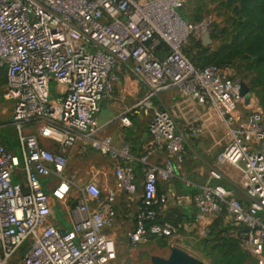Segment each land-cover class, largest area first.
Returning a JSON list of instances; mask_svg holds the SVG:
<instances>
[{
    "label": "built area",
    "instance_id": "1",
    "mask_svg": "<svg viewBox=\"0 0 264 264\" xmlns=\"http://www.w3.org/2000/svg\"><path fill=\"white\" fill-rule=\"evenodd\" d=\"M182 0H0V70L2 97L12 106L19 156L0 144V264H111L115 240L109 233L117 194H134L136 179L128 143L114 146L101 131L100 105L112 98L116 72L143 88V97L119 116L149 115V148L158 145L167 165H145L142 195L129 241L173 238L177 230L161 219L166 197L160 180L174 177L183 164L184 133L172 110H154L151 100L175 91L182 109L204 107L225 129L216 155L240 175L247 204L223 187L216 169L192 198L194 220L219 217L242 229V243L255 264H264V118L257 101L240 95L241 79L230 67H197L185 55L198 27L182 18ZM53 85L54 93H50ZM52 96V98H51ZM38 124L36 133L25 128ZM192 132L195 116L187 122ZM113 162L114 190L103 195L93 181L80 188L77 221L60 231L47 222L51 214L43 179L56 182L50 194L63 201L69 184L64 175L68 154L80 137ZM52 142L58 152L41 143ZM20 171L21 182H14ZM20 252V253H19ZM20 255V257H18Z\"/></svg>",
    "mask_w": 264,
    "mask_h": 264
},
{
    "label": "crops",
    "instance_id": "2",
    "mask_svg": "<svg viewBox=\"0 0 264 264\" xmlns=\"http://www.w3.org/2000/svg\"><path fill=\"white\" fill-rule=\"evenodd\" d=\"M116 77L113 97L103 101L100 105L97 121L101 131L98 139L108 136L114 146H120L125 143L130 144L137 160L133 165L136 179L135 193L130 195L119 193L115 199V218L109 230L115 241L127 228L134 227V218L142 195L143 171L145 168V165L140 163L138 159L150 151L148 166L165 167L167 165L164 153L158 145L149 148L150 137L147 131L148 123L144 122L146 119L145 115L130 116V125L128 127L122 126L119 122V116L123 114L124 110L134 106L143 97L145 90L143 88L139 89L134 83H129L126 80L125 70H118ZM54 90H57V88ZM248 94L257 101L249 87ZM151 105L154 110L174 111L177 114V120L185 138L182 166L175 171L172 179L167 181L160 180L157 184L158 193L164 195L167 199L161 219L173 224L177 230V234L173 238L166 239L170 241L167 247L170 252V247L175 246L185 254L204 262L203 258L205 256L202 247L199 245V242L202 239L204 240V238L199 235L207 232L214 219L206 217L200 223H196L192 198L209 181V170L216 169L220 175V179L212 180L211 183L223 187L234 199L241 203H248L239 173L234 168L228 165H218L215 161L216 155L221 151L226 141L225 129L218 117L204 107L182 109L174 90L159 94L151 100ZM258 108L260 109L259 106ZM192 115L195 116V127L198 132H192L187 127L188 119ZM6 126L14 127L11 121ZM14 131L17 138L15 128ZM41 143L46 148L48 145L53 148V145L45 140H42ZM0 144L15 154L13 143L11 144L8 137H4L2 132H0ZM54 149L56 152L59 151L57 146ZM90 149L93 157L83 169L82 178L84 183L81 185L83 186L86 182L93 181L100 187L102 194L106 195L114 190L115 183L113 162L109 157L97 152L92 148L89 141L81 136L69 152L68 162L80 155L82 157L85 156ZM17 174L13 181L21 182L20 171ZM41 182H43L44 191L49 196L51 206V214L47 222L60 231L70 230L77 221L75 207L78 203L76 198H80V189H78V197L76 196L74 201H71L73 196H69V194L63 201H56L50 194L56 182L48 178L41 180Z\"/></svg>",
    "mask_w": 264,
    "mask_h": 264
},
{
    "label": "rangeland",
    "instance_id": "3",
    "mask_svg": "<svg viewBox=\"0 0 264 264\" xmlns=\"http://www.w3.org/2000/svg\"><path fill=\"white\" fill-rule=\"evenodd\" d=\"M238 6V4H231L227 2V0H182L181 10L185 14L186 21H188L192 26L198 27L200 29L201 36L205 32H208L211 39V44L207 47H204L199 39V41L191 40L185 48L186 57L194 65L201 67L210 62L215 63V55L217 53V55L221 53L220 49L224 46L235 43V38L238 35L236 27L241 24V19L238 16ZM219 60L224 62V64L233 66L236 69L234 70L236 71V74L238 73L237 76L250 88L251 93L256 97L258 106L260 107L264 118V100L260 98L263 82L261 76L258 74V70L254 68L253 62L248 59H243L241 56L235 57L227 63L224 61V57ZM3 87L4 73L0 70V132L3 133L4 137H8L11 144L13 143V150L15 154L19 156L18 139L16 138L14 127L6 126L12 119V106L10 103L4 101L2 97ZM50 93H54L53 85L50 86ZM145 118L144 122L147 124L149 121V115ZM37 128L38 124H31L25 128V133L34 134L36 133ZM96 139H98V137ZM49 143L53 145V148L51 145H48L47 149L55 152L54 147L56 145L52 142ZM91 152L92 150L90 149L85 156L82 157L80 155L79 157H75L70 160L64 169L66 180L70 182L67 194H69V196H73L71 201L75 200L78 189L82 188L81 184L84 183L82 173L87 163L93 157ZM77 200H79V197L76 198V201ZM226 224L228 228L233 230L235 235H237L238 228L230 226L228 221H226ZM132 230V227L127 228L115 241V257L111 264H152V257L166 258L169 255V249L167 247L170 243L169 240L161 241L150 239L137 245H132L129 241L128 235V233L130 234ZM199 236L201 238H206L207 232ZM220 238V235H212L211 240L215 243L217 240H220ZM240 250L243 254L241 255V261L238 260V264H255L253 259L248 256L246 247L242 243V237L240 240ZM235 251L236 249L234 246H230L227 249L228 256L232 259V262L234 261L233 257L236 256L234 253ZM18 257H20V255H18ZM203 259L204 264H210L208 258L205 257Z\"/></svg>",
    "mask_w": 264,
    "mask_h": 264
},
{
    "label": "trees",
    "instance_id": "4",
    "mask_svg": "<svg viewBox=\"0 0 264 264\" xmlns=\"http://www.w3.org/2000/svg\"><path fill=\"white\" fill-rule=\"evenodd\" d=\"M227 2L239 5L238 16L241 19V24L236 27L238 35L235 38V43L221 48V53L215 55V63L210 62L200 68L216 66L235 69L233 66L224 64V62L219 60L223 57L226 63L239 56L243 59L251 60L254 68L258 70V74L262 78L263 83L260 98L264 100V0H227ZM179 13L186 20L185 14L181 9ZM226 221L227 216L223 212L219 217L214 219L207 229V237L199 242L204 256L209 259L210 264H238V260L241 261V255L243 254L240 250L242 229L237 227L238 233L235 235L233 230L228 228ZM212 235H220L221 238L214 243L211 240ZM230 246H234L236 249L234 252L236 256L233 257V262L227 252ZM248 256L250 255L248 254Z\"/></svg>",
    "mask_w": 264,
    "mask_h": 264
},
{
    "label": "water",
    "instance_id": "5",
    "mask_svg": "<svg viewBox=\"0 0 264 264\" xmlns=\"http://www.w3.org/2000/svg\"><path fill=\"white\" fill-rule=\"evenodd\" d=\"M201 42L204 47H207L211 44V39L208 32H205L201 36ZM248 87L244 82L240 83V95L242 97H247ZM152 264H204V262L199 261L184 252L180 251L176 247H170L169 255L166 258L152 257Z\"/></svg>",
    "mask_w": 264,
    "mask_h": 264
}]
</instances>
